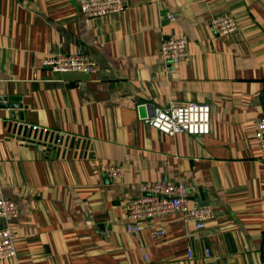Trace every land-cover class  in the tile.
<instances>
[{"label": "crops", "instance_id": "obj_1", "mask_svg": "<svg viewBox=\"0 0 264 264\" xmlns=\"http://www.w3.org/2000/svg\"><path fill=\"white\" fill-rule=\"evenodd\" d=\"M125 7L87 18L78 0H0V188L19 209L9 220L16 256L0 264H261L264 157L254 131L264 0ZM222 13L235 18L234 33L211 31L210 18ZM168 35L187 38V57L176 64L160 53ZM77 51L97 62L95 72L40 64ZM184 102L209 105L208 134L168 136L141 119ZM28 125L46 131L28 142ZM116 162L122 176L105 177L100 166ZM161 178L183 182L190 205L212 208L204 228L171 213L124 232L128 200Z\"/></svg>", "mask_w": 264, "mask_h": 264}, {"label": "built area", "instance_id": "obj_2", "mask_svg": "<svg viewBox=\"0 0 264 264\" xmlns=\"http://www.w3.org/2000/svg\"><path fill=\"white\" fill-rule=\"evenodd\" d=\"M80 12L87 18L104 17L121 13L125 10V0H78ZM173 18L172 14L167 16ZM211 31L216 35L234 33L238 26L235 18L229 13L214 15L209 20ZM187 38L185 36H166L160 44V53L165 62L176 64L187 57ZM43 68L57 72L93 73L97 70V62L82 51L72 53L57 52L41 60ZM262 114L255 122L254 138L264 157V94L262 95ZM146 124L158 131L172 136L176 133L203 136L210 132V107L196 102L170 103L168 106L156 109L141 118ZM13 125H19L11 122ZM38 132L37 126H26ZM34 142L36 137L29 135ZM33 137V138H32ZM63 134H56L55 143L63 139ZM40 149H44L41 147ZM105 177H121L122 165L106 163L100 166ZM187 186L181 181L161 178L153 182L139 185V193L127 202L123 218L124 232L137 234L140 227L154 217L171 213H179L184 221L192 222L196 229H202L213 217V210L208 205H190ZM18 205L3 196L0 188V218L4 224L0 225V259L16 256L15 234L9 224L11 218L18 215ZM162 229H156L154 236L163 235ZM261 264H264L262 261Z\"/></svg>", "mask_w": 264, "mask_h": 264}, {"label": "water", "instance_id": "obj_3", "mask_svg": "<svg viewBox=\"0 0 264 264\" xmlns=\"http://www.w3.org/2000/svg\"><path fill=\"white\" fill-rule=\"evenodd\" d=\"M0 100L1 101H6V98L5 97H1L0 98ZM1 105H3V107L5 108V107H14V106H16L17 105V107L19 106V104H8L7 102H3V104H1ZM144 107H145V105L144 104H142L139 108H138V110L140 111V114L141 115H143V111H144ZM37 136V132L36 131H34L33 132V137L35 138ZM74 140V139H73ZM72 140V141H73ZM71 141V142H72ZM54 142H56L55 140H54ZM63 142V140L61 139L58 143H62Z\"/></svg>", "mask_w": 264, "mask_h": 264}]
</instances>
